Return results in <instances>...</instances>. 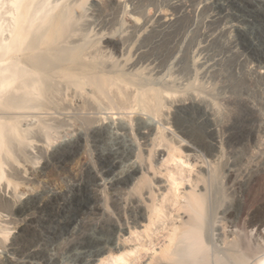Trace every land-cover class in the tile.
<instances>
[{"label":"rangeland","instance_id":"1","mask_svg":"<svg viewBox=\"0 0 264 264\" xmlns=\"http://www.w3.org/2000/svg\"><path fill=\"white\" fill-rule=\"evenodd\" d=\"M54 1L62 4L56 14L80 6L70 14L65 40L59 36L55 47L37 52L45 62L37 59L45 70L38 69L40 92L27 109L0 111L28 130L23 141L10 140L2 166L0 225L10 230L8 239L0 237V264H170L165 256L177 245L171 235L188 223L193 194L205 203L208 256L200 264H258L264 257V0ZM53 50L60 55H47ZM68 73L72 79L64 78ZM80 74L116 80L127 102L118 85L100 97ZM149 87L168 96L158 114L133 101Z\"/></svg>","mask_w":264,"mask_h":264},{"label":"bare ground","instance_id":"2","mask_svg":"<svg viewBox=\"0 0 264 264\" xmlns=\"http://www.w3.org/2000/svg\"><path fill=\"white\" fill-rule=\"evenodd\" d=\"M72 1V0H70ZM59 2L57 1H54V0H0V111L4 113L5 112H8L10 113V111H14V110H22V109H27V107H29V103L31 101H33V98H34V95L38 94L40 92V82L42 83L41 79L44 78V77H40L41 74H42V70L41 69L42 67H40V65L42 66V62L41 64H39V67L38 66V60H42L43 58H38V57H43L44 55L42 56H38L39 54V51L43 50L42 52H44L47 48V46H52V44H56V42H59V40H55V38L57 37H65L66 36H62L63 33H65V30H67L69 28V24L70 21H71V16L70 14H73L74 11L76 10V7L78 8V6L76 5H79L80 6V3L79 4H76L73 6L74 8V11L73 13H70L71 11L70 10H67V12H65V9H69L68 7H66L65 9L64 8H61L62 10H64L63 12L62 11H58V15L56 14V10H57V7H59L58 5H60V3L58 4ZM75 3V2H74ZM62 5V4H61ZM60 5V6H61ZM68 5V4H67ZM64 7V6H63ZM72 7V6H71ZM72 8V9H73ZM263 11V10H262ZM60 12H62L64 15L63 18L59 17L61 14H59ZM65 12V13H64ZM78 12V11H77ZM77 12H76V15H77ZM75 15V14H74ZM77 17V16H76ZM61 18V19H60ZM75 19V17H74ZM260 20V19H259ZM72 21H73V16H72ZM76 20H74V22L72 24L75 23ZM75 25V24H74ZM68 27V28H67ZM73 27V26H72ZM70 27V28H72ZM67 28V29H66ZM76 28V27H75ZM77 29V28H76ZM69 30V29H68ZM72 30V29H71ZM70 30V31H71ZM74 30V29H73ZM78 31V30H77ZM77 31H75V33H77ZM72 32V31H71ZM70 32V33H71ZM69 33V34H70ZM68 34V33H67ZM68 34V35H69ZM72 34V33H71ZM73 36H71V40L72 41V37L75 36V34H72ZM59 37V38H60ZM70 39V36H67ZM64 38V40H65ZM62 39V38H60ZM56 41V42H53V41ZM69 41V40H68ZM69 41V42H70ZM75 41V40H74ZM65 42V41H63ZM62 42V45L65 44ZM60 43V42H59ZM71 43V42H70ZM74 43V42H73ZM75 44V43H74ZM67 45V43H66ZM68 45L70 46V44L68 43ZM67 45V47H68ZM46 46V47H45ZM65 46V45H64ZM44 47V48H43ZM48 47V49H49ZM52 47H55L54 45ZM61 48L59 45L56 47V48ZM77 47V46H76ZM39 48H41L40 50H38ZM43 48V49H42ZM66 48V47H64ZM79 48V47H78ZM55 49V48H54ZM77 49V48H76ZM74 49V50H76ZM50 50H52L50 48ZM58 50V49H56ZM60 50V49H59ZM73 50V49H72ZM73 50V51H74ZM54 51L51 52L49 51L48 54L45 52V54L51 56L52 55V58L53 56L55 55H60L59 53H61L59 51L58 54H54ZM70 50L67 49V52H69ZM72 51V52H73ZM38 52V53H37ZM58 52V51H57ZM56 52V53H57ZM64 52V51H63ZM37 53V55H36ZM41 54V53H40ZM43 54V53H42ZM99 54V52H98ZM97 56V55H96ZM51 58V57H50ZM55 58V57H54ZM38 59V60H37ZM91 59V58H90ZM57 59H54V61L56 62ZM93 60V59H92ZM38 61V62H37ZM44 62V60H42ZM60 61V60H59ZM63 61V60H61ZM65 61V60H64ZM72 61H73V58H72ZM50 62V61H49ZM52 62V61H51ZM96 62V61H95ZM40 63V62H39ZM45 63V62H44ZM61 64V63H60ZM59 64V65H60ZM86 64V63H85ZM48 65V64H47ZM78 65V64H77ZM64 66V65H63ZM103 66V65H100V67ZM57 67V66H56ZM59 68V67H58ZM41 69V74H39ZM52 69V68H51ZM49 69V70H51ZM63 69V68H62ZM67 69V68H66ZM66 69H64L63 71H65ZM70 68H68V71ZM55 70V69H54ZM91 70V69H90ZM45 71V70H43ZM53 71V70H51ZM60 71V70H59ZM58 71V72H59ZM72 73H73V70H71ZM100 71V70H99ZM44 73V72H43ZM60 73H66V72H61ZM75 73V72H74ZM88 73H90L88 71ZM45 74V73H44ZM49 74V73H48ZM51 74V73H50ZM54 74V73H52ZM59 74V73H58ZM61 74V76H63ZM71 73H68V74H65L64 78L66 77L67 79H72V77L70 76ZM112 74V73H111ZM111 74H108L110 75L111 77ZM57 75V74H55ZM78 75V74H77ZM82 75L81 78L79 77V79L83 80L87 83H89L88 81L90 80V83H89V87L91 86V84L93 86H91V88H95L94 90L96 91V93H99L100 97H103L101 95H105L107 94V91L110 93L109 89L111 88L110 86L113 85V90H114V84H116V86L119 83V79L118 78V75L115 79H117L118 81V84L115 83L117 82L116 80L114 81L112 79V81L107 77H104L103 75V78L100 76V78L98 76H95L94 78H92V74H91V78H90V75H86V78L89 77L90 79H87L85 78V76H83V74H80ZM101 75V74H100ZM44 76V75H43ZM73 76V75H72ZM106 76V75H105ZM51 77V76H50ZM57 77V76H56ZM75 77V76H74ZM77 77V76H76ZM99 78V79H96V78ZM112 76V78H114ZM47 78V77H46ZM54 78V77H53ZM58 78V77H57ZM63 78V77H62ZM83 78V79H82ZM52 79V78H51ZM60 79V78H59ZM59 79H57V81L55 82L56 85L58 83V86L60 85L59 84ZM78 79L75 78L73 79L76 83L77 81L79 80H76ZM86 79V80H85ZM46 80V79H45ZM263 80V79H262ZM50 81V80H49ZM55 81V80H54ZM53 81V82H54ZM134 81V80H133ZM47 82V81H46ZM46 82H45V85H46ZM122 82V81H121ZM54 83V84H55ZM114 83V84H113ZM126 84V82H122V87L125 86L123 85ZM52 84V83H51ZM129 85V83H127ZM137 86H138V83L136 82L135 83ZM49 85V83H48ZM126 85V87L128 86ZM141 85V84H139ZM144 84H142L143 86ZM61 86H63L61 84ZM85 86V85H84ZM121 86V85H120ZM120 86L118 85V89L120 88ZM130 86V85H129ZM128 86V87H129ZM135 86V85H134ZM51 87V85H50ZM88 87V88H89ZM121 87V88H122ZM144 87V86H143ZM148 87V86H146ZM62 88V87H61ZM60 88V89H61ZM64 88V87H63ZM117 88V87H116ZM115 88V90H116ZM125 88V87H124ZM130 88V87H129ZM128 88V89H129ZM133 88V87H132ZM138 88V87H137ZM142 88V87H141ZM151 87L147 88L146 90L144 89H140V92H136L135 94V98H132L134 99V103L136 105H142L141 108H148L146 109L145 111H154L153 113L156 114L157 113V110L161 108V99L164 98V100H162V102H164L166 100V97H168L167 95L165 96V92L161 93L157 92L156 88L155 90L152 88L150 89ZM43 89V88H42ZM70 89V88H69ZM118 89L116 91V93H118ZM123 89V88H122ZM127 89V88H126ZM127 89V91H128ZM52 90H53V87H52ZM68 90V89H67ZM90 90V89H89ZM112 90V89H110ZM112 90V91H113ZM121 89H119L120 91ZM142 90V91H141ZM62 91V90H61ZM93 91V89L91 90ZM123 91V90H122ZM120 91V92H122ZM126 90H124L123 92H125ZM133 91V90H132ZM131 91V92H132ZM59 92V91H58ZM78 92V91H77ZM90 92V91H89ZM122 92V94H123ZM48 93L50 94V92L48 91ZM62 93V92H61ZM108 93V94H109ZM114 93V92H113ZM112 93V94H113ZM129 93V92H128ZM132 93V94H133ZM47 94V93H46ZM53 94V93H52ZM92 94L95 95L94 92H92ZM111 94V93H110ZM121 94V93H120ZM121 94V96H122ZM127 93L125 92L124 98H122V100H126V97L128 96H125ZM130 94V93H129ZM168 94V93H167ZM119 95V93H118ZM165 97H164V96ZM59 96V95H58ZM61 96V95H60ZM97 96V95H96ZM98 96V97H99ZM113 97H115V93L112 95ZM111 96V97H112ZM121 96H118L119 98H121ZM56 97V96H55ZM63 97V96H62ZM110 97V98H111ZM117 97V95H116ZM170 97V95H169ZM48 98V97H47ZM54 98V97H52ZM58 97L55 98V100L57 99ZM97 98V97H96ZM118 98V99H119ZM60 99V97H59ZM98 99V98H97ZM100 99V98H99ZM107 99V98H106ZM116 100V102L120 103L121 105V102L117 101L116 98H114ZM130 99V98H129ZM35 100V99H34ZM58 100V99H57ZM56 100V101H57ZM123 100V101H124ZM192 100V99H191ZM195 100V99H194ZM52 101V100H51ZM97 101H100V100H97ZM103 101V100H102ZM112 102V101H111ZM127 102V100L125 101ZM124 102V103H125ZM167 102V101H166ZM189 102V101H188ZM192 102V101H191ZM196 102V101H195ZM54 103V102H53ZM178 103V102H177ZM187 103V102H185ZM198 103V101H197ZM33 104V103H32ZM56 104V103H54ZM113 104L115 105V101L113 102ZM127 104V103H126ZM134 104V105H135ZM165 104V103H164ZM170 104V103H168ZM194 104V103H193ZM200 104V103H199ZM247 104V103H245ZM28 105V106H27ZM45 105V104H44ZM117 105V104H116ZM119 105V104H118ZM117 105V106H118ZM119 105V106H120ZM172 105V104H171ZM181 107L184 106V105H187V104H180ZM250 105V104H249ZM40 106V105H39ZM37 105V107H39ZM118 106V107H119ZM122 106H127V105H122ZM131 106V105H130ZM164 106V105H163ZM166 106V105H165ZM164 106V108H165ZM32 107V106H31ZM36 107V108H37ZM122 107V108H124ZM136 107V106H135ZM185 107V106H184ZM35 108V107H34ZM33 108V110H34ZM108 108V107H107ZM111 108V107H110ZM113 108V107H112ZM126 108V107H125ZM150 108V109H149ZM190 108V107H189ZM244 108V107H243ZM252 108V107H251ZM250 108V109H251ZM254 108V107H253ZM119 109V108H118ZM128 109V108H127ZM125 109V110H127ZM129 109H133L132 107H130ZM128 109V111H129ZM188 109V108H187ZM195 109V108H194ZM44 110V109H42ZM112 110V109H111ZM120 110L122 111L123 109L120 108ZM161 110V109H160ZM124 111V110H123ZM144 111V110H143ZM0 112V185L2 183V181L5 179V176H6V172L3 171L4 167L2 168L3 166V163H4V157L9 155V149H10V145L8 143H10L12 140H17L19 142L23 141V138L25 136V133L27 134L28 130H23L21 131L20 128H19V125L21 123V121H16L13 117V115L10 118L6 115H11V114H2ZM44 112V111H43ZM125 112V111H124ZM246 112V111H245ZM255 113L257 111H254ZM17 113V112H16ZM19 113V112H18ZM42 113V112H40ZM130 113V112H129ZM128 113V114H129ZM150 115H151V112L149 111ZM24 114V113H23ZM30 114V113H29ZM34 114V113H33ZM44 114V113H43ZM46 114V113H45ZM158 114V113H157ZM205 114V112H204ZM15 115V114H14ZM26 115V114H25ZM17 116V115H16ZM19 117H21V115L18 114ZM17 116V117H18ZM153 116V115H152ZM18 117V119H19ZM40 117V116H39ZM44 117V116H42ZM47 117V116H46ZM255 117V115H254ZM22 118V117H21ZM20 118V119H21ZM28 118V117H27ZM17 119V118H16ZM19 119V120H20ZM43 119V118H42ZM25 120H27L25 118ZM250 120V119H249ZM31 121V120H29ZM29 121H27L29 123ZM41 121V120H40ZM45 121V120H43ZM253 121V120H252ZM20 122V123H19ZM206 122V121H205ZM25 123V121H24ZM41 123V122H39ZM214 123V122H213ZM34 125V124H33ZM41 125V124H40ZM49 125V124H48ZM179 125V124H178ZM27 126V125H26ZM25 126V127H26ZM44 126V124H43ZM209 126V125H208ZM21 127V125H20ZM24 127V126H23ZM22 127V128H23ZM28 128H30L28 126ZM200 128V127H199ZM211 128V127H210ZM24 129V128H23ZM34 129V128H33ZM214 131V130H213ZM212 131V132H213ZM36 132V131H35ZM187 132V131H185ZM202 132V131H201ZM211 132V133H212ZM31 133V132H30ZM34 133V131H33ZM51 133V132H50ZM163 133V132H162ZM161 133V134H162ZM192 133V132H190ZM199 133V132H198ZM41 134V133H40ZM52 134V133H51ZM189 134V133H188ZM187 134V135H188ZM208 134V133H207ZM36 135V134H35ZM245 135V134H244ZM248 135V134H247ZM27 136V135H26ZM40 136V135H39ZM42 136V135H41ZM50 136V135H49ZM191 138L193 137L195 140L197 139L196 135H190ZM203 136V135H201ZM206 136V135H205ZM43 137V136H42ZM41 137V138H42ZM164 137V136H163ZM34 138V137H33ZM32 138V139H33ZM37 138H40V137H37ZM49 138V137H48ZM174 138V137H173ZM163 139V138H162ZM161 139V140H162ZM172 139V138H171ZM170 139V140H171ZM175 139V138H174ZM179 139V138H178ZM190 139V138H189ZM11 140V141H10ZM37 140V139H36ZM43 140V139H42ZM55 141V140H54ZM175 141V140H174ZM180 141V140H179ZM182 141V140H181ZM189 141V140H188ZM160 142V140H159ZM163 142V141H162ZM190 142V141H189ZM193 142V141H192ZM196 142H199V145L201 144L204 145L202 142V140L200 138H198L196 140ZM201 142V143H200ZM49 143V142H48ZM52 143V142H51ZM161 143V142H160ZM177 143H178V140H177ZM183 143V142H182ZM208 143V142H207ZM192 144V143H191ZM206 144V143H205ZM210 144V143H208ZM19 145V144H18ZM17 145V146H18ZM45 145V144H44ZM158 146H161L159 145V143H157ZM188 145V144H187ZM15 146V145H14ZM13 144H12V149H13ZM20 146V145H19ZM178 146V145H176ZM181 146V145H180ZM179 146V147H180ZM163 147V146H162ZM206 147V146H205ZM210 147V146H209ZM24 148V147H23ZM174 148V147H173ZM207 148V147H206ZM11 149V150H12ZM27 149V148H26ZM180 149V148H179ZM211 149V148H210ZM15 150V148H14ZM175 150H178L177 148ZM194 150V149H193ZM16 151V150H15ZM206 151V150H205ZM14 152V151H13ZM187 152V151H186ZM12 153V152H11ZM16 155V154H15ZM13 155V156H15ZM18 155V154H17ZM23 155V154H21ZM18 157V156H17ZM20 159V157H19ZM8 161V160H7ZM16 161V160H15ZM18 162V161H17ZM16 162V163H17ZM6 163V162H5ZM4 163V164H5ZM8 164V163H7ZM12 168V167H11ZM14 168V167H13ZM9 169V168H8ZM15 169H13V172H14ZM17 170V169H16ZM26 170V169H25ZM33 170V169H32ZM30 171V170H29ZM5 172V173H4ZM11 172V171H10ZM12 172V173H13ZM16 173V171L14 172V174ZM264 173V172H263ZM5 174V175H4ZM45 175H47L45 173ZM258 175V174H257ZM262 175V173H261ZM260 175V177H261ZM17 176V175H16ZM20 177V175H18ZM263 176V175H262ZM258 177V176H257ZM9 178V177H7ZM17 178V177H16ZM21 179V178H20ZM262 179V178H261ZM6 181V180H5ZM15 181V180H14ZM30 181V180H29ZM11 183V182H9ZM27 183H29L27 181ZM3 184V183H2ZM5 185V184H4ZM11 185V184H10ZM29 187V185H28ZM27 187V188H28ZM82 188V187H81ZM26 189V188H25ZM12 190V189H11ZM15 191V190H14ZM20 191V190H18ZM9 192V191H8ZM12 192V191H11ZM3 193V192H2ZM16 193V192H15ZM24 193V192H23ZM11 194V193H10ZM14 194V193H13ZM12 194V195H13ZM10 195V196H12ZM5 196V195H4ZM23 196V195H22ZM187 196V195H186ZM95 197V196H94ZM263 197V196H262ZM7 198V197H6ZM5 199V198H4ZM207 200V199H206ZM10 201V200H9ZM8 201V203H10ZM18 201V200H17ZM188 203L186 205V209L185 210H188L189 211V214H190V218H189V221L188 223L186 224V226L181 229L180 231H177V232H173V234L171 235V242L175 243L177 242V245H176V248L177 246L179 245V248L178 249H173V250H170L169 252V249L167 251V255L165 256L167 260L170 261V264H200V261H201V257L202 256H205L207 257V253L206 251H204V245H203V242H202V224H203V215H204V199L201 195H194L191 196L189 198V200H187ZM5 203V202H4ZM13 203V202H11ZM24 203V202H23ZM30 203V202H29ZM15 204V203H13ZM4 205V204H3ZM7 205V203H6ZM4 205V206H6ZM10 205V204H9ZM31 206V205H30ZM208 206V204H207ZM8 207V206H7ZM29 207V206H28ZM37 207V206H36ZM11 208V207H10ZM7 209V208H6ZM31 209V208H30ZM47 209V208H46ZM207 209V208H206ZM233 209V208H232ZM11 210V209H10ZM32 210V209H31ZM208 210V209H207ZM24 211V210H23ZM34 211V210H33ZM187 211V212H188ZM8 212V210H7ZM6 212V213H7ZM42 212V211H41ZM208 212V211H207ZM20 213V212H19ZM23 213V212H21ZM36 213V212H35ZM34 215V213L32 214ZM38 215V214H37ZM36 215V216H37ZM41 215V214H40ZM50 215V214H49ZM30 216V215H29ZM42 216V215H41ZM44 216V215H43ZM55 216V215H54ZM4 217V216H3ZM53 217V216H52ZM237 217V216H236ZM3 219V218H2ZM1 219V220H2ZM40 219V218H39ZM5 220V219H4ZM41 220V219H40ZM51 220V219H50ZM33 221V220H32ZM38 221V220H37ZM4 223V222H3ZM8 223V222H7ZM10 224V223H9ZM17 224V223H16ZM26 224V223H25ZM29 224H32V223H29ZM260 224V223H259ZM7 225V224H6ZM15 225V224H14ZM22 225V224H21ZM58 225V224H57ZM251 225V224H250ZM254 225V224H253ZM4 226V225H3ZM252 226V225H251ZM263 226V225H262ZM236 227V226H235ZM234 227V228H235ZM2 226L0 225V237L4 236L3 238L4 239H8V237L6 236L5 237V231L8 232V230H2ZM9 228V227H8ZM17 228V227H16ZM22 228V227H21ZM25 228V227H24ZM59 228V227H58ZM250 228V227H249ZM4 229V228H3ZM12 229V228H11ZM35 229V228H34ZM65 229V228H64ZM13 230V229H12ZM102 230V229H101ZM251 230V229H250ZM261 230V229H260ZM15 231V230H14ZM42 231V230H41ZM108 231V230H107ZM12 231H10L9 233L11 234ZM54 232V231H53ZM52 232V233H53ZM104 232V231H103ZM254 232V231H253ZM260 232V231H259ZM207 233V232H206ZM257 233V232H256ZM9 234V236H10ZM23 234V233H22ZM61 234V233H60ZM234 234V232H233ZM237 234V233H236ZM239 235V234H238ZM234 236V235H233ZM232 237V236H231ZM236 237V236H234ZM10 238V237H9ZM16 238V237H15ZM88 238V237H87ZM255 238V237H254ZM2 239V238H0ZM35 239V237H34ZM234 239V238H233ZM237 239V238H236ZM264 239V238H263ZM85 240V239H84ZM99 240V239H98ZM239 240V238H238ZM8 241V240H7ZM23 241V240H22ZM83 241V240H82ZM96 241V240H95ZM230 241V240H229ZM236 242V240H234ZM89 242V241H88ZM233 242V241H232ZM231 242V243H232ZM235 242H234V245H235ZM21 243V242H20ZM225 243V241H224ZM230 242H228L229 244ZM230 243V244H231ZM259 243V242H258ZM4 244V243H2ZM253 244V243H252ZM7 244H5L6 246ZM16 245V244H15ZM14 245V246H15ZM31 245V243H30ZM104 245V244H103ZM180 245H183L180 246ZM227 245V244H226ZM233 245V244H232ZM255 245V244H254ZM3 247V245H2ZM9 247V246H8ZM7 247V249H8ZM72 247V246H71ZM84 247V246H83ZM91 247V246H90ZM95 247V246H94ZM4 248V247H3ZM13 248V247H12ZM73 248V247H72ZM231 247L227 248L231 251L230 249ZM241 248V247H240ZM14 249V248H13ZM251 249V248H250ZM9 250V249H8ZM210 250V249H209ZM1 251V250H0ZM85 251V250H83ZM205 254H204V252ZM229 251V252H230ZM238 252V251H236ZM5 253V252H4ZM14 253V252H13ZM19 253V252H18ZM169 253V254H168ZM224 253V252H223ZM231 253V252H230ZM235 253V252H234ZM247 253V252H246ZM254 253V252H253ZM257 253V252H256ZM209 254V253H208ZM214 253H212L211 256H213ZM226 254V253H225ZM227 254L228 253V250H227ZM236 254V253H235ZM241 253H239V256H240ZM13 255V254H12ZM33 255V254H32ZM237 255V254H236ZM251 255V253H250ZM27 256V255H26ZM215 256V255H214ZM238 256V255H237ZM21 257V256H20ZM204 257V258H205ZM217 257V256H215ZM246 257H249V256H246ZM252 257V256H251ZM1 258V257H0ZM12 258V257H11ZM32 258V257H31ZM35 258V257H34ZM203 258V259H204ZM240 258V257H239ZM262 260L260 261V259H258L259 263L258 264H264V257L262 256L261 257ZM209 259V257H208ZM243 259V258H242ZM6 260V259H5ZM15 260V259H14ZM213 260V259H212ZM223 260V259H222ZM236 260V259H234ZM4 261V260H2ZM0 261V262H2ZM203 261V260H202ZM215 263L216 261L218 260H214ZM212 261V262H214ZM248 261V260H247ZM221 263H223L221 260H220ZM21 263V262H20ZM204 263V262H203ZM202 263V264H203ZM207 263V262H205ZM248 263V262H247ZM245 263V264H247ZM256 263V262H255ZM254 263V264H255ZM3 264V263H2ZM15 264V263H14ZM218 264V263H216ZM220 264V263H219ZM257 264V263H256Z\"/></svg>","mask_w":264,"mask_h":264}]
</instances>
